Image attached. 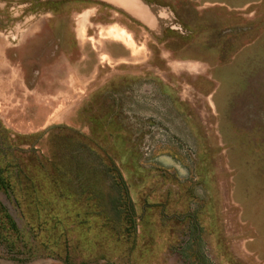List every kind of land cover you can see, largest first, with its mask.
<instances>
[{
    "label": "rangeland",
    "instance_id": "374dc122",
    "mask_svg": "<svg viewBox=\"0 0 264 264\" xmlns=\"http://www.w3.org/2000/svg\"><path fill=\"white\" fill-rule=\"evenodd\" d=\"M146 1L171 26L122 100L38 69L56 34L3 1L0 264H264V0Z\"/></svg>",
    "mask_w": 264,
    "mask_h": 264
},
{
    "label": "crops",
    "instance_id": "0c3cea01",
    "mask_svg": "<svg viewBox=\"0 0 264 264\" xmlns=\"http://www.w3.org/2000/svg\"><path fill=\"white\" fill-rule=\"evenodd\" d=\"M3 1L0 8L6 5ZM14 1L13 16L19 27L33 22L37 26L38 34L32 38L46 32L56 34V44L35 42L43 54L34 61L37 68L65 71L61 85L77 87L78 91L83 88L89 91L88 97L101 92L93 87H108L106 99L122 100L129 91L126 86H145L149 42L156 43L171 26L167 10L146 0ZM165 58L169 59L163 66L170 74L200 71L183 60H174L171 53Z\"/></svg>",
    "mask_w": 264,
    "mask_h": 264
}]
</instances>
